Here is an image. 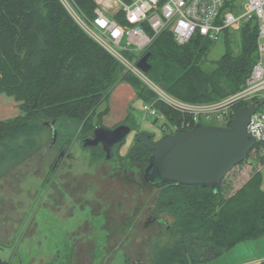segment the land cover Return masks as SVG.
Returning <instances> with one entry per match:
<instances>
[{
  "label": "trees",
  "instance_id": "1",
  "mask_svg": "<svg viewBox=\"0 0 264 264\" xmlns=\"http://www.w3.org/2000/svg\"><path fill=\"white\" fill-rule=\"evenodd\" d=\"M76 1L91 17L92 1ZM239 1L226 0L224 11H236ZM237 32L238 51L232 47L233 32L224 31L225 53L208 70L214 42L195 34L178 45L172 34L164 31L146 50L150 53L147 76L187 103H210L233 94L244 86L256 63L258 22L250 19ZM123 82L133 87L139 100L154 103L168 121L185 119L156 101L139 79L76 25L58 0H0V95L11 97L19 110L15 118L0 121V178L47 143V122H54V144L60 150L77 141L82 144L102 124L109 96ZM131 116L122 123L129 124ZM230 126L231 120L226 124ZM90 150L93 161L105 158L101 148ZM115 152L128 163L147 165L150 156L136 140L124 157ZM228 174L216 194L209 187L195 185L166 184L159 189L155 209L166 215L161 220L167 229L164 239L152 243L149 264H205L239 243L264 237L260 171L254 169L226 198L223 184ZM0 264L11 263L0 258Z\"/></svg>",
  "mask_w": 264,
  "mask_h": 264
},
{
  "label": "rangeland",
  "instance_id": "2",
  "mask_svg": "<svg viewBox=\"0 0 264 264\" xmlns=\"http://www.w3.org/2000/svg\"><path fill=\"white\" fill-rule=\"evenodd\" d=\"M238 43L234 31L235 53ZM128 48V60L140 56L133 45ZM224 53V41L214 42L206 68L213 69ZM143 103L136 99L131 105L132 117L126 124L131 132L118 147L120 157L139 133L146 132L155 141L165 135L162 126L170 121L146 114ZM49 141L48 136L43 147L0 178V258L11 264H149L152 243L165 238L161 218L167 217L155 209L159 189L143 180L146 164L124 162L115 151L113 159L93 161L92 151L77 141L63 149L65 158L55 166L62 150ZM254 169L261 171L264 188V165L253 160L229 172L224 196L240 188ZM150 216L162 222L145 225ZM263 250L257 241H246L205 264H257L248 261Z\"/></svg>",
  "mask_w": 264,
  "mask_h": 264
},
{
  "label": "built area",
  "instance_id": "3",
  "mask_svg": "<svg viewBox=\"0 0 264 264\" xmlns=\"http://www.w3.org/2000/svg\"><path fill=\"white\" fill-rule=\"evenodd\" d=\"M58 1L76 25L126 71L139 78L158 101L184 115L185 119L179 123L163 125L164 133L188 130L191 125L201 124L202 119L213 123L220 121L223 126L219 127H226L238 106L254 107L246 127L247 134L255 139L248 163L255 160L264 165V0H240L241 7L236 11H224L226 0H91L94 4L91 17L76 0ZM253 18L258 22L256 63L244 86L218 101L199 104L178 101L136 66L152 41L164 31H169L178 45L187 43L195 34L216 42L224 31H237ZM124 38L126 41L122 44ZM131 45L141 52L134 61L128 60L125 54ZM142 109L146 114L164 120L165 116L153 103H143Z\"/></svg>",
  "mask_w": 264,
  "mask_h": 264
},
{
  "label": "water",
  "instance_id": "4",
  "mask_svg": "<svg viewBox=\"0 0 264 264\" xmlns=\"http://www.w3.org/2000/svg\"><path fill=\"white\" fill-rule=\"evenodd\" d=\"M149 57L150 53L146 52L136 64L144 73L150 69ZM253 113L254 107H243L234 114L230 127L196 124L192 129L165 134L156 141L146 132L139 133L136 142L150 152L144 168V182L157 189L166 184H180L209 187L214 194L218 193L223 178L248 158L255 146V139L246 131ZM45 126L49 128L50 145H53L56 139L54 122H47ZM130 132L131 127L126 124L112 129L97 125L81 146L85 149L100 144L105 160H110L113 147ZM155 221L151 218L147 223Z\"/></svg>",
  "mask_w": 264,
  "mask_h": 264
},
{
  "label": "crops",
  "instance_id": "5",
  "mask_svg": "<svg viewBox=\"0 0 264 264\" xmlns=\"http://www.w3.org/2000/svg\"><path fill=\"white\" fill-rule=\"evenodd\" d=\"M138 99L135 90L126 82L120 83L112 91L108 99V113L102 118V125L106 128H113L124 122L130 114L132 103ZM18 103L11 97L4 94L0 95V121L12 119L18 116ZM132 115V113H131ZM132 117V116H131ZM261 173V171H260ZM264 191V188L262 187ZM257 241V245L264 247V237ZM259 247V246H258ZM264 261V250L254 259L248 261L251 263L261 264Z\"/></svg>",
  "mask_w": 264,
  "mask_h": 264
},
{
  "label": "flooded vegetation",
  "instance_id": "6",
  "mask_svg": "<svg viewBox=\"0 0 264 264\" xmlns=\"http://www.w3.org/2000/svg\"><path fill=\"white\" fill-rule=\"evenodd\" d=\"M121 124H126V123H120V124H118L117 126H119V125H121ZM102 125V124H101ZM117 126H114L113 128H115V127H117ZM110 129H112V128H110ZM165 134H169V133H165ZM91 137V135L88 137V138H90ZM153 140V139H152ZM153 141H155V140H153ZM123 142V141H122ZM120 144L121 143H119V144H117V145H115L114 147H113V152L115 151V150H118V147L120 146ZM82 145V144H81ZM101 148L102 149V147H101V145L99 144L98 146H96V147H94V148ZM94 148H88V149H94ZM63 149H65V148H63ZM62 149V151H60V153L58 154V156H57V158H56V160H55V166H57V164L61 161V160H63L64 158H65V150H63ZM103 151V150H102ZM104 156H105V154H104ZM149 212H151V208H150V210H149ZM151 218H154L156 221L155 222H153V223H159V222H161L159 219H157V218H155V217H153V216H150L149 218H147V220L145 221V225H150V224H153V223H147L148 222V220H150Z\"/></svg>",
  "mask_w": 264,
  "mask_h": 264
}]
</instances>
